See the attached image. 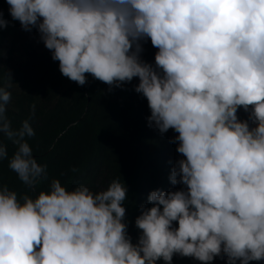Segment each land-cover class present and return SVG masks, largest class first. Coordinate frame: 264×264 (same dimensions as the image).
Returning <instances> with one entry per match:
<instances>
[{"label": "clouds", "instance_id": "obj_1", "mask_svg": "<svg viewBox=\"0 0 264 264\" xmlns=\"http://www.w3.org/2000/svg\"><path fill=\"white\" fill-rule=\"evenodd\" d=\"M6 3L23 29L38 30L70 80L83 85L90 73L119 87L138 77L150 126L178 133L183 158L169 179L186 187L148 194L153 206L141 205L133 244L119 179L96 193L53 179L22 202L0 186V264H178L176 253L205 264L221 253L226 264L264 259V0ZM144 37L158 49L155 65L140 58ZM9 100L0 88V134L16 146L9 157L0 142V160L32 188L45 166L27 142L35 135L29 119L14 128L6 115ZM249 105L254 127L237 118L238 106Z\"/></svg>", "mask_w": 264, "mask_h": 264}, {"label": "trees", "instance_id": "obj_2", "mask_svg": "<svg viewBox=\"0 0 264 264\" xmlns=\"http://www.w3.org/2000/svg\"><path fill=\"white\" fill-rule=\"evenodd\" d=\"M9 7L6 0H0V19L7 21L0 27V88L10 93L6 115L12 126L18 128L29 119L35 135L27 142L37 163L45 166L46 176L30 188L8 167L7 159L0 160V186L7 185L22 202L25 195L34 199L40 191H47L53 179L66 190L83 184L93 193L106 190L112 180L119 179L127 188L123 222L131 243L136 244L142 233L135 225L141 205L145 209L153 206L148 194L186 187L173 185L169 179L175 162L183 158L176 151L179 142H173L178 133L171 128L160 133L150 126L148 101L135 91L138 77L117 87L90 73L84 74L83 85L64 76L38 30L23 29L11 17ZM139 43L140 58L155 65L158 49L149 37ZM251 110L252 105L247 111L238 106L237 118L254 127ZM0 142L7 144L11 157L16 146L2 134ZM172 226L178 227V222L173 221ZM176 255L178 264H205L191 256ZM156 264H163V259ZM210 264H226V256L222 253ZM249 264H264V259Z\"/></svg>", "mask_w": 264, "mask_h": 264}, {"label": "rangeland", "instance_id": "obj_3", "mask_svg": "<svg viewBox=\"0 0 264 264\" xmlns=\"http://www.w3.org/2000/svg\"><path fill=\"white\" fill-rule=\"evenodd\" d=\"M221 255H222V253H221ZM221 255H220V256H221Z\"/></svg>", "mask_w": 264, "mask_h": 264}]
</instances>
